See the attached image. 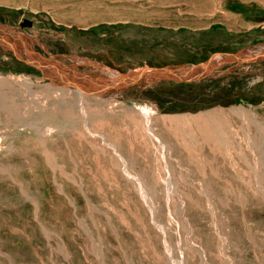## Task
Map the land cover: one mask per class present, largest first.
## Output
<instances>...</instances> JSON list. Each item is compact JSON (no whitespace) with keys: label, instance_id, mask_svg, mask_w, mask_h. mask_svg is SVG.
<instances>
[{"label":"rangeland","instance_id":"rangeland-1","mask_svg":"<svg viewBox=\"0 0 264 264\" xmlns=\"http://www.w3.org/2000/svg\"><path fill=\"white\" fill-rule=\"evenodd\" d=\"M185 3L0 0V24L78 73L193 78L110 97L0 47V264H264V0H189V19L237 34L134 19L185 16ZM223 113L232 128L207 127Z\"/></svg>","mask_w":264,"mask_h":264},{"label":"water","instance_id":"water-1","mask_svg":"<svg viewBox=\"0 0 264 264\" xmlns=\"http://www.w3.org/2000/svg\"><path fill=\"white\" fill-rule=\"evenodd\" d=\"M33 26V22L30 20H24L20 23L21 28H30ZM38 39L37 36H33L29 33L23 32L18 28H12L6 24H0V47L5 51H11L18 59L23 62L30 64L39 68L40 70L46 71H62L66 72L70 78H73L75 83L76 80L83 81L91 85L93 88L87 89L82 87L78 82L76 86L85 90L96 92V90H102L103 92H108L107 96H122L131 98L132 95L127 94V90L138 84L142 79L146 77H156L168 73L173 76H176L182 80H193L192 77H189V70L178 72L169 67L164 68H155L150 71H142L136 74H130L128 76L122 77H111L108 79H99L90 74H81L76 72L74 69L66 66L64 63L60 62L54 57H46L36 48L35 40ZM26 55V58L22 56ZM210 61L204 63V66L208 67ZM68 77V79H69ZM98 93V91L96 92ZM103 95L104 93H99ZM167 106L162 107L161 110H166Z\"/></svg>","mask_w":264,"mask_h":264},{"label":"crops","instance_id":"crops-1","mask_svg":"<svg viewBox=\"0 0 264 264\" xmlns=\"http://www.w3.org/2000/svg\"><path fill=\"white\" fill-rule=\"evenodd\" d=\"M181 7H184L186 9V15L185 16H177L174 18H163L161 15L156 16L155 13L152 17L145 18L142 15H136L134 17L135 20H140V22H143L145 20L149 21L150 26H152L155 30H165L168 32H173L172 34H169V36H176V37H191V38H201L203 36H210V34L214 31L215 27H220L219 29H223L225 31H229L233 34H237L241 30H237L234 28H230L231 26L226 25V23L221 21L220 19L213 18H203V16H195L193 18L189 19V0H187V3L181 4ZM183 9V8H182ZM237 20L233 19L234 23ZM222 23V24H220ZM144 26L145 23H144ZM147 26V27H150ZM217 29V28H216ZM237 31V32H236ZM160 37L163 36L162 34L159 35ZM187 43V42H186ZM194 43H197V41L191 40L189 41V47ZM232 114H237L239 116L248 118L252 113L251 110L248 108H238L235 107L232 110ZM223 119L220 121V124L213 123V119H211V123L207 126L208 128H232V125H230L229 117L225 116L224 113Z\"/></svg>","mask_w":264,"mask_h":264},{"label":"bare ground","instance_id":"bare-ground-1","mask_svg":"<svg viewBox=\"0 0 264 264\" xmlns=\"http://www.w3.org/2000/svg\"><path fill=\"white\" fill-rule=\"evenodd\" d=\"M200 67V66H199ZM58 73H59V75L61 76V77H63V78H65V79H67L68 77H67V75L64 73V72H62V71H58ZM117 75V74H116ZM64 79V80H65ZM66 81V80H65ZM70 82V81H69ZM83 84V83H82ZM81 89V88H80ZM83 90V89H82Z\"/></svg>","mask_w":264,"mask_h":264}]
</instances>
